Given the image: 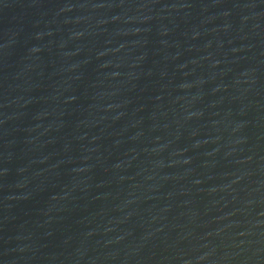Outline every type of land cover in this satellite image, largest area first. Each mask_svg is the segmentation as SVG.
<instances>
[{
	"label": "water",
	"instance_id": "1",
	"mask_svg": "<svg viewBox=\"0 0 264 264\" xmlns=\"http://www.w3.org/2000/svg\"><path fill=\"white\" fill-rule=\"evenodd\" d=\"M0 264H264V0H0Z\"/></svg>",
	"mask_w": 264,
	"mask_h": 264
}]
</instances>
